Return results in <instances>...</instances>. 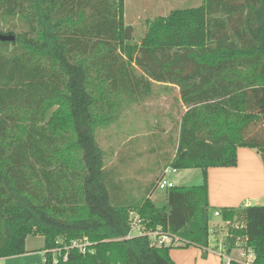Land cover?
Wrapping results in <instances>:
<instances>
[{"label": "trees", "instance_id": "1", "mask_svg": "<svg viewBox=\"0 0 264 264\" xmlns=\"http://www.w3.org/2000/svg\"><path fill=\"white\" fill-rule=\"evenodd\" d=\"M0 260L45 239V264H175L174 246H151L158 230L179 247H209L208 170L238 164V149L264 162V0H204L149 22L139 43L125 0H0ZM155 84L177 86L187 108L166 168L198 169L204 183L173 187L167 207L124 194L105 166L99 128L148 100ZM144 234H131V214ZM225 254L264 264V206L220 211ZM87 238L55 261L49 253ZM65 252H63V255ZM226 264V263H225Z\"/></svg>", "mask_w": 264, "mask_h": 264}, {"label": "rangeland", "instance_id": "2", "mask_svg": "<svg viewBox=\"0 0 264 264\" xmlns=\"http://www.w3.org/2000/svg\"><path fill=\"white\" fill-rule=\"evenodd\" d=\"M203 1L125 0V23L134 29L133 43L141 41L149 22L165 17L174 10L197 8ZM168 89L154 86L148 100L125 109L118 123L97 131V141L105 153V166L108 169L115 167L117 182L123 187L124 194L136 198L143 195L147 187L163 173L176 152L178 125L185 108L180 102L179 92ZM168 178L177 187L204 183L202 171L198 169L180 170ZM167 191L157 187L151 195L157 208L167 207ZM221 210L214 206L209 209L210 237L207 249L174 246L170 255H182L177 260L183 264H225L221 251L226 245L229 226L220 217H215V212ZM44 249L45 239L42 236H29L26 240L27 255L5 258L0 263L45 264L44 256L40 254Z\"/></svg>", "mask_w": 264, "mask_h": 264}, {"label": "crops", "instance_id": "3", "mask_svg": "<svg viewBox=\"0 0 264 264\" xmlns=\"http://www.w3.org/2000/svg\"><path fill=\"white\" fill-rule=\"evenodd\" d=\"M154 86H162L164 90L167 89L163 84H155ZM170 87L169 89H176L180 97V89L177 86ZM181 104L184 106L182 102ZM184 108L186 112L187 108L185 106ZM237 154V166L208 170L210 208L214 206L216 209H238L248 206H264V162L257 150L254 149L239 148ZM217 238L220 239L218 235ZM223 250L221 254L224 253ZM40 254L43 255V252ZM180 256L182 255H173L172 253L171 257L175 264H183L177 260ZM223 258H226V254ZM198 260L197 258L196 261L198 262ZM202 264L208 263L203 262Z\"/></svg>", "mask_w": 264, "mask_h": 264}, {"label": "built area", "instance_id": "4", "mask_svg": "<svg viewBox=\"0 0 264 264\" xmlns=\"http://www.w3.org/2000/svg\"><path fill=\"white\" fill-rule=\"evenodd\" d=\"M177 172V170L172 169V168H167L164 170V175L161 178L160 182L158 183V188L162 189V190H168L171 189L173 187H175V184H173L172 182L169 181L168 176L171 175L172 173ZM220 212H215V217H220ZM131 219H132V224H131V234L129 235V237L132 236H136V235H142L144 234L143 228L140 225L139 222V217L135 214H131ZM226 225H228L229 227L232 225L230 222H226ZM232 226H234L235 228H238L241 226V224H233ZM148 236L151 239V246H157V247H163V246H180L181 242L178 238H174L171 236H168L166 234L161 233L160 230L156 231V232H151L148 234ZM58 247L49 250L48 252L53 254L55 261H57V259L59 257L64 258V260H67L68 257V253L71 250H77L79 251L80 254L82 255H86L89 252V248L91 247V243L89 242V240L87 238H84L82 240H76L71 242L69 245H64L61 246V243H57ZM223 252L221 255L222 257L225 256V251L226 248H223ZM63 252H65V254L63 255ZM240 256L243 257L244 259L240 262L241 264H254V253L252 250H248L247 253H245L244 250L240 249ZM226 264H230L231 263V258L228 257L226 255Z\"/></svg>", "mask_w": 264, "mask_h": 264}, {"label": "water", "instance_id": "5", "mask_svg": "<svg viewBox=\"0 0 264 264\" xmlns=\"http://www.w3.org/2000/svg\"><path fill=\"white\" fill-rule=\"evenodd\" d=\"M16 37L14 35H4L0 34V41L3 42H15Z\"/></svg>", "mask_w": 264, "mask_h": 264}]
</instances>
